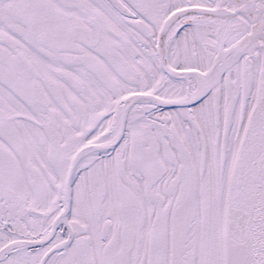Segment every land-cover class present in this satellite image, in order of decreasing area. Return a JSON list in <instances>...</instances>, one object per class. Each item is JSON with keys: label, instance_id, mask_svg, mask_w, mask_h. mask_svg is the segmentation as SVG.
<instances>
[{"label": "snow or ice", "instance_id": "6c2138e0", "mask_svg": "<svg viewBox=\"0 0 264 264\" xmlns=\"http://www.w3.org/2000/svg\"><path fill=\"white\" fill-rule=\"evenodd\" d=\"M0 264H264V0H0Z\"/></svg>", "mask_w": 264, "mask_h": 264}]
</instances>
